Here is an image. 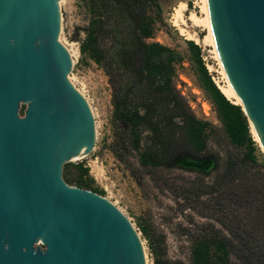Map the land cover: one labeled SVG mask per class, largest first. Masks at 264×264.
<instances>
[{
    "label": "water",
    "instance_id": "1",
    "mask_svg": "<svg viewBox=\"0 0 264 264\" xmlns=\"http://www.w3.org/2000/svg\"><path fill=\"white\" fill-rule=\"evenodd\" d=\"M206 4L220 63L264 151V0ZM64 23L65 0H0V264H145L130 221L63 180L64 165L95 144L89 105L69 81Z\"/></svg>",
    "mask_w": 264,
    "mask_h": 264
},
{
    "label": "rangeland",
    "instance_id": "2",
    "mask_svg": "<svg viewBox=\"0 0 264 264\" xmlns=\"http://www.w3.org/2000/svg\"><path fill=\"white\" fill-rule=\"evenodd\" d=\"M180 3L186 5V11L183 23L176 26L172 17ZM92 8L86 0H65L64 47L72 59L69 77L91 110L95 144L91 153L64 165L63 180L105 198L130 221L143 245L145 264H191L195 242L214 235L227 238L235 247L230 264H260L258 256L264 251L261 238L251 239L241 231L244 240L234 238L230 230L236 225L234 221L246 223V229L259 227L260 221L256 220L261 213L254 216L255 210H247V197L251 192L264 200V152L249 127L257 164L244 161V149L230 142L199 84L186 45L192 40L185 34H194L198 39V43L193 42L200 47L202 61L215 85L223 81L211 46L202 43L206 30L189 20L190 12L200 15L196 0H153L148 13L154 21V32L146 42L166 46L181 56V62L174 66L171 86L185 111L210 125L205 132V151L214 156L216 167L207 174L198 169H207L208 164L184 158L177 159L181 167L173 169L141 164L140 156L145 151L161 157L166 130L161 137L145 130L139 149H130L135 135L126 124L115 120L106 74L87 54H80L94 16ZM103 17L102 50L116 62L136 60L129 47L134 30L127 12L109 7ZM125 85L129 87L127 81ZM203 107L210 109L208 116L203 114ZM163 109L160 106L152 119L165 117ZM77 179L81 185H77ZM139 227L146 230V237Z\"/></svg>",
    "mask_w": 264,
    "mask_h": 264
},
{
    "label": "trees",
    "instance_id": "3",
    "mask_svg": "<svg viewBox=\"0 0 264 264\" xmlns=\"http://www.w3.org/2000/svg\"><path fill=\"white\" fill-rule=\"evenodd\" d=\"M86 1L95 9L91 10L94 16L86 40L80 46V54H87L106 74L112 91L115 120L126 124L135 135V139L130 142V149H139L140 137L145 130L156 137H161L162 132L166 130L161 157H153L145 151L140 156L141 164L173 169L181 167L177 165V159L184 158L208 164L207 169H198L203 174L214 170L215 158L205 151V132L210 126L209 123L190 116L171 86L174 66L181 62V56L166 46L146 42L154 32V21L148 13L153 0ZM109 7L127 12L134 30L129 47L137 56L136 60L116 62L100 47V41H103L105 36L103 14ZM186 45L189 61L199 84L209 97L227 137L233 145L244 149V161L257 164L253 154L255 143L251 139L244 113L239 106L229 102L217 88L202 61L200 47L193 41H188ZM126 81L129 84L127 88ZM160 106L164 108L166 116L153 120L152 117ZM261 165L264 167V160ZM76 183L81 185L79 179ZM247 200V210H255L254 216L261 213L260 219L256 220L260 221L259 227L246 229V223L234 221L236 225L230 230L231 234L234 238L244 240V236H241V233H244L251 239L261 238L264 243V200H259L251 192ZM139 229L146 237V230L141 227ZM234 248L232 242L225 237H203L193 246L191 264H230V253ZM253 254L258 256L257 253ZM258 260L260 264H264V251L258 256Z\"/></svg>",
    "mask_w": 264,
    "mask_h": 264
},
{
    "label": "bare ground",
    "instance_id": "4",
    "mask_svg": "<svg viewBox=\"0 0 264 264\" xmlns=\"http://www.w3.org/2000/svg\"><path fill=\"white\" fill-rule=\"evenodd\" d=\"M196 4H197V6L200 9V15H197V14H195L193 12H190L189 20L192 23H194V25H196L197 27H201V28L206 30V36L202 40V43H204L205 45L211 46L214 58L216 59V61L218 63L219 70H220L219 74L221 75L222 81H223L222 85L221 84L218 85L219 90L225 96L226 99L231 101V103H233L235 105H240V101H239L238 97L236 96V94L234 93L232 87L230 86V83H229V81H228V79H227V77H226V75L224 73V70L222 68V65H221L219 57H218V53H217V50H216V46H215V42H214V38H213L211 25H210V22H209V16H208L206 0H196ZM185 11H186V5L184 3H180L175 8L174 15H173L172 18H174L175 23L177 24V25L175 24L176 26H180V24L183 23V13ZM181 32L186 33L183 29H181ZM185 35L187 36V38L189 40H192V41L198 43V39L194 36V34L193 35L192 34H185ZM69 81L74 86V84L72 82V79L70 77H69ZM77 91L82 95L80 90L77 89ZM250 131L252 133L251 128H250ZM253 137H254V135H253ZM254 139H255V137H254ZM82 157H84V156L82 154H80L79 156H77L72 161L78 160V159H80Z\"/></svg>",
    "mask_w": 264,
    "mask_h": 264
},
{
    "label": "built area",
    "instance_id": "5",
    "mask_svg": "<svg viewBox=\"0 0 264 264\" xmlns=\"http://www.w3.org/2000/svg\"><path fill=\"white\" fill-rule=\"evenodd\" d=\"M210 111V109L209 108H205V107H203V109H202V112H203V114L205 115V116H208V112Z\"/></svg>",
    "mask_w": 264,
    "mask_h": 264
}]
</instances>
